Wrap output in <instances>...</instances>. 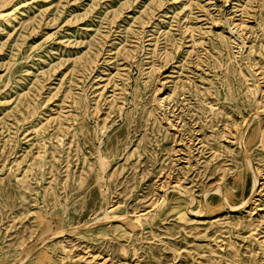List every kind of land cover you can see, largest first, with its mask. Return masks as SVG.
<instances>
[{
	"label": "rangeland",
	"instance_id": "374dc122",
	"mask_svg": "<svg viewBox=\"0 0 264 264\" xmlns=\"http://www.w3.org/2000/svg\"><path fill=\"white\" fill-rule=\"evenodd\" d=\"M0 264H264V0H0Z\"/></svg>",
	"mask_w": 264,
	"mask_h": 264
}]
</instances>
